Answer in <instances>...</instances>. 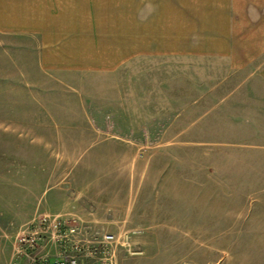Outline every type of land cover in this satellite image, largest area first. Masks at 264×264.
<instances>
[{
	"label": "rangeland",
	"instance_id": "obj_1",
	"mask_svg": "<svg viewBox=\"0 0 264 264\" xmlns=\"http://www.w3.org/2000/svg\"><path fill=\"white\" fill-rule=\"evenodd\" d=\"M152 66L202 82V108L138 118L98 75L44 70L34 40L0 34V264L43 214L131 231L118 264H264V126L225 62Z\"/></svg>",
	"mask_w": 264,
	"mask_h": 264
},
{
	"label": "crops",
	"instance_id": "obj_2",
	"mask_svg": "<svg viewBox=\"0 0 264 264\" xmlns=\"http://www.w3.org/2000/svg\"><path fill=\"white\" fill-rule=\"evenodd\" d=\"M0 34L34 40L44 70L98 75L123 109L149 112L138 118L203 106L202 82L188 93L154 62H225L229 96L264 126V0H0Z\"/></svg>",
	"mask_w": 264,
	"mask_h": 264
},
{
	"label": "built area",
	"instance_id": "obj_3",
	"mask_svg": "<svg viewBox=\"0 0 264 264\" xmlns=\"http://www.w3.org/2000/svg\"><path fill=\"white\" fill-rule=\"evenodd\" d=\"M89 232L75 220L40 215L33 229L18 237L11 264H118L116 247L130 245L131 231L94 232L93 238Z\"/></svg>",
	"mask_w": 264,
	"mask_h": 264
}]
</instances>
